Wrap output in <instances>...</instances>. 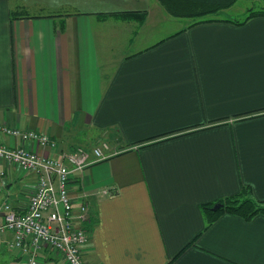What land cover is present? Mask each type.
Returning <instances> with one entry per match:
<instances>
[{"label":"crops","instance_id":"obj_1","mask_svg":"<svg viewBox=\"0 0 264 264\" xmlns=\"http://www.w3.org/2000/svg\"><path fill=\"white\" fill-rule=\"evenodd\" d=\"M232 20L153 39V0H0V125L57 141L24 142L39 153L109 146L71 182L95 219L88 264H264V213L205 227L201 208L244 185L264 200V15ZM7 171L0 201L26 203L35 173Z\"/></svg>","mask_w":264,"mask_h":264},{"label":"built area","instance_id":"obj_2","mask_svg":"<svg viewBox=\"0 0 264 264\" xmlns=\"http://www.w3.org/2000/svg\"><path fill=\"white\" fill-rule=\"evenodd\" d=\"M0 132L20 140L9 146L0 139V192L9 165L36 175L35 188L26 203L14 206L8 194L2 197L0 235L10 232L8 247L18 251L21 264H45L46 254L57 260L56 264H88L82 251L89 241V229L83 224L88 219L89 201L78 200L70 193L71 182L76 172L109 155L107 142L100 141L90 149L76 146L50 155L24 145L25 141H33L46 149L57 148V141L47 133L7 125H0ZM101 192L107 194L109 190Z\"/></svg>","mask_w":264,"mask_h":264},{"label":"trees","instance_id":"obj_3","mask_svg":"<svg viewBox=\"0 0 264 264\" xmlns=\"http://www.w3.org/2000/svg\"><path fill=\"white\" fill-rule=\"evenodd\" d=\"M161 3L165 5L168 10H171L175 13H184L187 11L186 14L192 16H196V21H204L211 18L202 17V14L206 13H213L219 11L223 8H226L232 5L236 0H160ZM264 1V0H263ZM194 3L199 4L200 7L197 11H189L188 9H184L182 6L183 3ZM183 8V9H182ZM135 12H127L122 13L126 14H133ZM137 13V12H136ZM254 15H264V7H259L258 9L251 8L249 13L242 19H233L232 21L235 23H243L249 17ZM12 16V13H11ZM143 17V15H140ZM215 18V17H213ZM195 21V22H196ZM220 203V206L216 209L212 208L215 204L214 202L204 203L201 205L202 211L205 214V227H207L220 213L222 212H229L241 215L242 217L248 219L251 218L253 215L257 213H264V200L257 199L253 196L250 187L244 185L241 190L236 193L227 195L222 197L216 201ZM95 219H93V215H91L90 211L88 212V219L86 227L92 226Z\"/></svg>","mask_w":264,"mask_h":264},{"label":"rangeland","instance_id":"obj_4","mask_svg":"<svg viewBox=\"0 0 264 264\" xmlns=\"http://www.w3.org/2000/svg\"><path fill=\"white\" fill-rule=\"evenodd\" d=\"M184 9L189 11H197L200 7L199 4L194 3H183ZM259 7H264L263 0H236L232 5L223 8L219 11L213 13L202 14V17L213 18V17H223V18H233L242 19L244 18L251 8L258 9ZM182 8V9H183ZM184 13H175L168 10L160 0H153V21L147 24L145 30L146 32L153 33V39L160 38L161 36L182 28L188 23L192 22L197 15H189ZM151 36V35H150ZM90 133V132H89ZM88 133V134H89ZM93 134V133H90ZM100 140L88 141L82 145L83 148L90 149L95 144L99 143ZM94 144V145H92ZM92 145V146H91ZM90 147V148H88ZM5 250L0 249V264H20L19 262L5 261L4 257L7 255Z\"/></svg>","mask_w":264,"mask_h":264},{"label":"water","instance_id":"obj_5","mask_svg":"<svg viewBox=\"0 0 264 264\" xmlns=\"http://www.w3.org/2000/svg\"><path fill=\"white\" fill-rule=\"evenodd\" d=\"M219 206H220V203H215L212 208L216 209Z\"/></svg>","mask_w":264,"mask_h":264}]
</instances>
